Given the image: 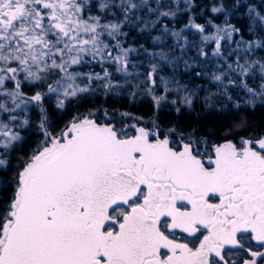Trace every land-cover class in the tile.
<instances>
[{
  "label": "snow or ice",
  "instance_id": "6c2138e0",
  "mask_svg": "<svg viewBox=\"0 0 264 264\" xmlns=\"http://www.w3.org/2000/svg\"><path fill=\"white\" fill-rule=\"evenodd\" d=\"M198 7L0 0V264H264V130L241 120L232 138L209 143L158 115L144 126L130 112L105 111L114 122L101 123L93 109L54 127L57 113L125 88L129 103L147 96L154 113L191 109L200 86L175 75L181 61L192 67L190 46L196 64L209 46L219 61L194 72L215 88L202 97L206 108L264 106V8L212 0L199 23ZM241 8L247 20L237 27L230 17ZM181 12L187 23L170 27ZM133 32L152 50L129 42ZM163 65L171 76L159 75ZM33 128L39 138L26 148Z\"/></svg>",
  "mask_w": 264,
  "mask_h": 264
},
{
  "label": "trees",
  "instance_id": "16d2710c",
  "mask_svg": "<svg viewBox=\"0 0 264 264\" xmlns=\"http://www.w3.org/2000/svg\"><path fill=\"white\" fill-rule=\"evenodd\" d=\"M231 2V0H230ZM242 3L248 4L251 3L255 5L258 9L264 8V0H241ZM179 3L182 5L183 0H179ZM196 3L199 5L196 8V12L200 14V18L197 20L199 23H204L205 20L208 19L207 12H202L201 9L205 8V5L211 6L212 0H196ZM224 19L223 16H220L216 23L222 22ZM231 22L236 24L237 27H241L246 24L247 20V9L241 8L235 16L230 17ZM188 21V15L181 12L178 13L176 18L172 20L169 24L170 27L175 26L177 29L183 27L185 23ZM168 22V21H164ZM127 30V29H126ZM158 31H154L152 35H157ZM186 35L189 37V41H196L198 43L199 37L198 35H194L190 32H186ZM139 37V38H137ZM246 39H251L250 35L245 37ZM239 39V37H237ZM135 41L137 45L143 44L145 47L152 50V41L150 39H145L143 34L138 32H133L129 37V42ZM168 44H171L172 41L169 39L167 41ZM234 46V45H233ZM159 50V49H157ZM167 50V49H165ZM208 52L207 59L200 58V64H196L193 58L197 55V48L195 46H190L185 49L184 60H188L189 63L192 64L191 68H186L183 61L179 63V65L175 69L176 78L181 81V83L188 84L190 88H194L196 86H200L196 88L199 99H197L192 108L189 109L187 107H182V112L177 114L174 110L169 111L171 108L170 104H165L162 110L158 113H154V109L152 107L151 100L147 96H138L137 100L133 103H129L128 100V92L129 89L125 88L123 90H117L109 96H104L102 93L97 97H90V103L82 104L79 108L72 107L69 111H66L63 114L57 113L54 117L56 123L54 127L58 130L63 126L64 122L69 120L72 115L77 112H84L88 109L98 110L97 119L98 122H114V121H105L104 120V112L107 111L110 114L114 111H127L132 113L134 116L143 117V121L141 123L144 126L151 125V118L154 115H158L160 122L164 127L169 126L172 123H176L178 131H189L192 128L197 129V135L202 136L207 134L209 143L217 142L222 138L228 137V129L234 128V126L240 122L241 120H247L249 126L255 125L260 129L264 130V106H258L254 110L249 108L246 105H242L240 109H229V110H220L213 108H206L203 104L202 97L206 94V91H215L214 86L209 81L207 77H196L194 72H199L202 69L208 73H211L215 70L216 63H219L215 58L212 57V47L209 46L206 48ZM176 54L180 55V50L176 49ZM258 55L264 54L260 50L257 52ZM138 59L143 60V67L140 69L141 72H146L148 68V58L147 57H138ZM208 60L213 61V63L205 67V64ZM95 70L99 71V67ZM131 70V69H130ZM173 68L167 65H163L159 75L162 76H171L173 74ZM143 79V77H141ZM173 97L169 96V100ZM33 120L36 119L35 113L32 114ZM125 123H134V120H125ZM244 133L237 132L236 135H242ZM39 137L36 135L35 129L29 130L28 136V145L26 148L31 146L35 140ZM15 155L19 156L20 153H16ZM13 166H15V159L12 160Z\"/></svg>",
  "mask_w": 264,
  "mask_h": 264
}]
</instances>
